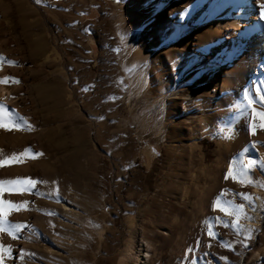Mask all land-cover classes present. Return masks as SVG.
<instances>
[{
    "label": "rangeland",
    "instance_id": "rangeland-1",
    "mask_svg": "<svg viewBox=\"0 0 264 264\" xmlns=\"http://www.w3.org/2000/svg\"><path fill=\"white\" fill-rule=\"evenodd\" d=\"M182 1L0 0V17L22 40L19 55L4 47L1 64L10 75L21 67L32 91L17 93L34 103L24 111L33 128L0 127V160L15 153L18 167L0 164V181H40L31 192L0 186V199L21 205L0 220V244L11 249L0 264H137L146 253L143 264H264V169L246 167L264 160L251 151L263 150L264 127L249 133L244 116L231 123L238 86L226 89V62L194 44L205 5L191 4L181 19ZM202 68L194 89L206 93L190 102L175 96L193 89L177 74ZM193 108L199 116L187 113ZM25 148L32 155L21 157ZM230 166L252 182L225 179ZM222 190L219 203L229 211V201L243 204L242 215L212 207ZM201 215L215 239L196 227Z\"/></svg>",
    "mask_w": 264,
    "mask_h": 264
},
{
    "label": "bare ground",
    "instance_id": "bare-ground-1",
    "mask_svg": "<svg viewBox=\"0 0 264 264\" xmlns=\"http://www.w3.org/2000/svg\"><path fill=\"white\" fill-rule=\"evenodd\" d=\"M255 2L256 0H183L179 4V10L183 14L181 15V19H184L189 13L191 4L205 5L203 13L198 18V21L204 24L198 30L194 44L209 54V58L215 61L222 58L226 62L228 69L224 71V79L231 80V82L223 81V83L226 89L231 87L229 83L237 85L240 93L242 89L250 86L253 80L264 77V66H262L264 65V21H259L256 11L253 10ZM172 13V10H170V16H172ZM2 14L0 17V57L5 51V46H9L10 53L19 55L17 53L21 50L22 40L13 36ZM172 17H176V14H173ZM184 43H187L186 37ZM11 71L13 75L6 74L0 60V78H13L12 80L0 82V102H3L5 105V117H7L11 109H15V114L26 118V122L33 128L34 120L30 118L31 115L24 113L27 110V104L33 106V99L28 95L21 100V97L17 93L25 90V93L29 94L32 91V87L26 83L21 84L27 78L19 65L16 64L12 67ZM204 71L206 70L202 68L197 72L189 73L184 70L181 75L178 73L176 77H179L181 84L186 83L187 86H192L193 89H176L174 95L190 102L202 96L203 92L206 93L205 90L194 89V87L204 80ZM10 82L16 83L14 90L9 89L8 85ZM253 106L258 111L264 110L261 109L258 103ZM239 111L237 109L233 116L235 117ZM187 113L199 116L200 111L197 108H193ZM247 115H251V113L248 112ZM230 121L231 123H235L237 120L232 118ZM5 122L7 123L8 121L6 120ZM200 124L201 126H205L207 122L201 120ZM3 148L4 139L0 136V152ZM251 151L254 154L262 156L264 153V143L261 152L257 147H252ZM9 158H6L5 162L1 165L9 171L17 169L18 167L15 166L13 159L10 160ZM7 181L11 183H4L0 186L9 192L21 190L26 183L23 178ZM260 205L261 197L256 193L254 205L248 206V221L243 225L244 232L249 231L253 226L255 227L253 220L259 213ZM139 251L144 252L143 244L139 248ZM148 256V253L145 254V257L141 255L137 264H143L145 258Z\"/></svg>",
    "mask_w": 264,
    "mask_h": 264
},
{
    "label": "snow or ice",
    "instance_id": "snow-or-ice-1",
    "mask_svg": "<svg viewBox=\"0 0 264 264\" xmlns=\"http://www.w3.org/2000/svg\"><path fill=\"white\" fill-rule=\"evenodd\" d=\"M39 2V0H37ZM253 10L256 11L258 20L259 21H264V0H256L255 5L253 7ZM183 15V14H181ZM118 51V49H116ZM3 57H0V60H2ZM9 64L15 63L14 61H8ZM264 66V65H262ZM13 78L11 77H3L0 78V82L4 80H12ZM87 87L84 90H87ZM107 99H113V97H108ZM259 104L261 109H264V77H260L258 79H255L252 81L250 86L245 87L244 89L241 90V93L239 96L235 99L233 102L232 107L238 108L240 111L239 113L234 117L235 120H238L241 116H244L246 119V126L248 128L249 133H252L255 131L256 127H264V110L258 111L253 105L254 104ZM248 112L251 113V120L247 119V114ZM102 118V117H101ZM159 118V117H158ZM259 118L261 123L257 125L254 121ZM8 121L7 123L5 121ZM0 127H15V128H31V125L26 122V118L22 116H18L15 114V109H11L7 117H5V105L3 102H0ZM31 151L30 148H25L22 153L19 155L21 157L24 156L25 153H29ZM36 155H40V153H36ZM16 154H13L11 159H14ZM5 161L0 160V164H3ZM257 163H259V166L261 169H264V160L257 162L256 160L249 159L247 161V168H251L255 166ZM231 177L233 180H236L237 182L244 184V183H251L252 181L247 177L246 174L243 173H237L234 174L231 166L229 167L228 173L225 174V179H228ZM18 180L20 178H17ZM25 183V190L27 191H33L32 186L35 185L36 183H39L40 181L34 180L32 178L25 177L23 178ZM4 183H11L10 181H0V185H3ZM0 191H3L2 188H0ZM223 195V190L220 195L217 196L216 201L213 203L212 207L214 209L219 208L221 212H225L227 215L239 217L240 215L243 214V204H235L233 205L230 201L228 204L231 206V211L229 209L225 208L222 204L219 203ZM241 197L242 200H251V197L247 193H238ZM26 204L27 202H22ZM21 205H16L12 204L11 202L4 201L0 199V220H3L4 216L11 212L12 210H19ZM237 221L235 219L232 220V225L233 227L236 226ZM11 227L15 231H19L21 225L20 224H14L11 225ZM8 234L10 236L13 235L12 231H9ZM216 233H214L211 228L209 227L208 230V236L211 237L212 239L216 238ZM251 237V230H249L245 234V239L241 241L240 243L243 246H247L248 239ZM236 241H231V242H224L223 240L220 241L221 246L227 247L231 249L232 244H235ZM210 246V245H209ZM11 251L9 246H5L3 244H0V252H4L6 255L9 254ZM3 257H0V262H2ZM226 259V258H222Z\"/></svg>",
    "mask_w": 264,
    "mask_h": 264
},
{
    "label": "crops",
    "instance_id": "crops-1",
    "mask_svg": "<svg viewBox=\"0 0 264 264\" xmlns=\"http://www.w3.org/2000/svg\"><path fill=\"white\" fill-rule=\"evenodd\" d=\"M204 211V208H203V210H201L200 211V213L201 212H203ZM204 213V212H203ZM202 214V213H201ZM201 216H203L202 217V221H201V224H198L196 227H202V228H207V227H209L210 226V221H209V219H208V217H206L205 219H204V215H201Z\"/></svg>",
    "mask_w": 264,
    "mask_h": 264
}]
</instances>
